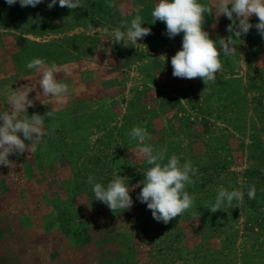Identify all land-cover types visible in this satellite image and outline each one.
I'll return each instance as SVG.
<instances>
[{
	"label": "rangeland",
	"instance_id": "obj_1",
	"mask_svg": "<svg viewBox=\"0 0 264 264\" xmlns=\"http://www.w3.org/2000/svg\"><path fill=\"white\" fill-rule=\"evenodd\" d=\"M49 2L22 8L0 0V110L28 85L29 117L53 110L46 128L55 127L34 155L0 165V264H264V38L250 29L205 84L172 75L183 33L169 38L163 22L152 24L158 0H115V9L110 0H81L74 10ZM138 7L151 34L137 43L124 47L89 29L130 22ZM205 19L211 39L230 35L227 17ZM35 58L61 69L57 79L70 86L62 103L42 95L41 73L26 67ZM135 126L148 130L147 143L198 168L187 189L195 207L167 224L137 199L143 185L134 186L151 166L135 155ZM114 173L132 188L130 210L113 213L94 200L89 175L106 186ZM221 185L244 199L212 213L203 206Z\"/></svg>",
	"mask_w": 264,
	"mask_h": 264
},
{
	"label": "clouds",
	"instance_id": "obj_2",
	"mask_svg": "<svg viewBox=\"0 0 264 264\" xmlns=\"http://www.w3.org/2000/svg\"><path fill=\"white\" fill-rule=\"evenodd\" d=\"M12 6L19 3L20 7H36L44 0H5ZM60 7L74 10L84 7L81 0H58ZM57 4V0H50L49 9ZM109 8L117 7L115 0H110ZM215 9V11H213ZM123 10V6H121ZM141 9H136V15L129 21H121L118 27L112 29L105 26L102 29L89 25L90 31H99L104 36L111 38L115 43H122L128 47L129 42L137 43L138 39L151 34V28L142 27L143 17L139 14ZM208 16L221 15L227 17L231 23L227 26L230 35L227 38L213 40L204 30ZM153 23L161 21L166 25V35L169 38L183 33L182 47L171 58L172 75L177 78H201L206 84L214 82L218 72L222 71L221 56L232 57L236 49V41H241L242 36H247L250 29L255 28L264 38V0H212V4L201 3L200 0H158L151 12ZM255 16L258 23H251L250 18ZM40 18H37V23ZM123 29V30H122ZM28 69H35L41 73L39 88L42 95L62 103L70 93V86L57 79L61 69L56 63L48 64L44 59L35 58L27 63ZM66 75H71L70 69L65 66ZM34 88L28 85L12 90L8 97L7 110H0V165L12 167L11 155H23L26 152L31 156L38 151V146L46 143L44 137L55 131L46 128V120L54 117L53 110L43 115H28L27 109L34 107V100L29 98V93ZM40 95V93L37 94ZM36 97V98H37ZM38 99V98H37ZM26 115H22L25 114ZM22 134V135H21ZM130 141H138L141 146L136 151V157L146 161L149 167L144 178L134 187L143 185L137 199L145 203L151 210L152 217L165 224L173 218L180 217L186 211L195 207L196 196L187 190L194 186L198 177V168L191 160L181 162V157L176 154L168 156L167 145L160 148L147 143L151 135L146 128L135 126L129 132ZM28 141L29 143H25ZM125 177L114 173L110 182L105 186L96 181L95 176L89 175L88 184L96 201L105 204L113 213L117 210H130L133 200L130 189L125 184ZM216 195L213 202H206L203 207L212 213L223 210L225 207L234 208L243 201L245 193L238 189L229 190L223 185L214 189ZM256 187L248 188L247 196L250 200L256 198ZM235 202V203H234Z\"/></svg>",
	"mask_w": 264,
	"mask_h": 264
}]
</instances>
